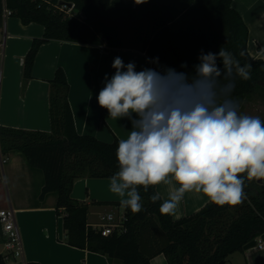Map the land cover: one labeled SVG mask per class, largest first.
<instances>
[{"label": "trees", "instance_id": "1", "mask_svg": "<svg viewBox=\"0 0 264 264\" xmlns=\"http://www.w3.org/2000/svg\"><path fill=\"white\" fill-rule=\"evenodd\" d=\"M60 1L0 0V24L7 7L24 24L36 22L44 27L24 57V80L32 77L40 46L52 39L139 49L190 76L201 51L218 53L223 47L241 65H252L250 80L235 77L232 98L239 106L257 96L264 100V59L250 54L249 29L232 0H145L142 4L135 0H63L73 4L71 10ZM241 51L244 56L239 55ZM217 66L223 68L219 59ZM220 81L225 82L223 77ZM69 90L66 71L58 66L50 80V131L0 125V152L20 150L32 166L44 171L40 198L57 192L56 208L63 215L69 244L102 252L120 264H152L151 258L158 253H164L169 264H226L232 253L264 234V181L253 180L246 181V198L241 204L220 207L208 201L180 218L160 213L163 199L149 200L158 192L156 187L148 193L141 188L142 210L132 213L125 208L124 229L104 235L88 221L87 203L72 191L77 178L111 177L119 170L116 150L120 139L104 141L80 134ZM106 114L102 108L101 120ZM0 264H5L3 254Z\"/></svg>", "mask_w": 264, "mask_h": 264}, {"label": "clouds", "instance_id": "2", "mask_svg": "<svg viewBox=\"0 0 264 264\" xmlns=\"http://www.w3.org/2000/svg\"><path fill=\"white\" fill-rule=\"evenodd\" d=\"M198 60L190 76L173 68L136 71L134 62L116 57L114 74L105 77L99 106L110 118L131 123L127 137L118 142L119 170L109 178V189L132 213L143 208L141 188L148 193L150 187L168 186L159 211L174 215L187 193L233 207L246 198V181H264V120L242 114L231 96L235 77L250 80L252 65H241L223 47L218 53L201 51ZM149 200L162 197L154 192Z\"/></svg>", "mask_w": 264, "mask_h": 264}, {"label": "crops", "instance_id": "3", "mask_svg": "<svg viewBox=\"0 0 264 264\" xmlns=\"http://www.w3.org/2000/svg\"><path fill=\"white\" fill-rule=\"evenodd\" d=\"M249 29L248 49L253 58L264 59V0H232ZM0 125L25 129L51 130L49 113L50 80L62 66L70 84L69 102L76 129L104 141L126 138L131 123L123 118L114 120L108 111L101 120L102 107L97 96L104 87L105 77L114 74V58L124 63L134 62L136 71L151 68L152 58L144 51L130 47H111L52 39L44 42L36 55L33 74L24 80V57L34 37L44 33L36 22L24 24L17 16L7 15L0 24ZM163 72V71H162ZM264 117V116H263ZM1 153V152H0ZM0 161V208L16 210L24 256L39 264H120L99 251L71 245L67 242L63 215L56 208L58 194L48 192L40 198L45 183L44 171L32 166L17 149L6 151ZM110 177H80L74 182L72 195L88 205V221L98 224L101 216L119 208V197L109 189ZM85 188L86 193L81 190ZM162 199L168 197V186L158 185ZM108 201L110 203H99ZM209 200L202 194L187 193L174 215L180 218L199 210ZM119 209L117 212L119 213ZM125 212V208L124 211ZM91 215H96L95 219ZM5 237L0 225V254L5 252ZM152 264H169L164 253L151 258ZM226 264H264V247L253 246L232 253Z\"/></svg>", "mask_w": 264, "mask_h": 264}, {"label": "built area", "instance_id": "4", "mask_svg": "<svg viewBox=\"0 0 264 264\" xmlns=\"http://www.w3.org/2000/svg\"><path fill=\"white\" fill-rule=\"evenodd\" d=\"M69 6L68 4H64ZM73 4L69 6V10H71ZM11 11L5 7L4 8V18L7 15H10ZM0 32H2V27H0ZM4 38L0 40V49L4 46ZM168 68L164 63L158 61V64L152 63L151 69L157 71H163ZM0 161L4 163L6 161L5 158L1 156L0 153ZM126 214L123 213H114L108 212L101 216V220L98 224H94L97 228H99L104 235L112 233L115 229L119 231L123 230L125 227ZM0 225L5 237V252L3 253L5 264H28L24 256V245L20 232V228L17 222L16 210L10 205L7 207L0 208ZM257 243L255 246L259 248L264 247V236L260 235L255 238Z\"/></svg>", "mask_w": 264, "mask_h": 264}, {"label": "rangeland", "instance_id": "5", "mask_svg": "<svg viewBox=\"0 0 264 264\" xmlns=\"http://www.w3.org/2000/svg\"><path fill=\"white\" fill-rule=\"evenodd\" d=\"M240 112L242 114H248V115H252V116H259L260 118H262L264 116V100L257 96L255 97L254 100H252L251 102H244L241 106H240ZM82 194L86 193L85 188H83L81 190ZM81 202H84L83 200H80ZM86 203V202H84ZM119 209L120 213H123L124 208L121 207V205L119 206V208L117 207H112V210L114 212H117V210ZM96 215H91L92 219H95Z\"/></svg>", "mask_w": 264, "mask_h": 264}, {"label": "water", "instance_id": "6", "mask_svg": "<svg viewBox=\"0 0 264 264\" xmlns=\"http://www.w3.org/2000/svg\"><path fill=\"white\" fill-rule=\"evenodd\" d=\"M60 3H61V4H64L65 2H64L63 0H61ZM68 5L71 6L72 3L69 2ZM263 236H264V234H263ZM256 243H257L256 239H253V240H251L250 242H248V243H246V244L244 245V249H247V248L253 247V246L256 245Z\"/></svg>", "mask_w": 264, "mask_h": 264}]
</instances>
